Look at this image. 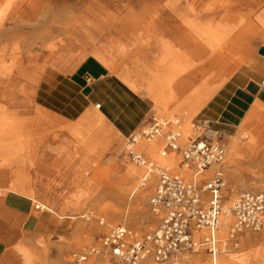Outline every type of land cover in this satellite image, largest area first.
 Wrapping results in <instances>:
<instances>
[{
	"label": "rangeland",
	"instance_id": "1",
	"mask_svg": "<svg viewBox=\"0 0 264 264\" xmlns=\"http://www.w3.org/2000/svg\"><path fill=\"white\" fill-rule=\"evenodd\" d=\"M23 1L24 5L31 4L30 7H26L27 13H21L19 17H17V14L6 16L0 24V49L6 46L5 54L2 58L0 57V59H4V66L0 65V107H7L10 112L20 113L25 117L26 126L32 123L35 115L39 126L35 152L43 156L46 151H44V146L47 145L46 143L52 137V134H56L58 137L55 145L60 148L59 143L61 137H63V130L53 128V126H56L57 121L51 116L47 114L41 116L40 112L33 111L26 102L29 94L27 96L17 94L14 91V86H23L30 93L29 87L39 77L43 66L46 64L44 61L46 57L44 45L50 41L64 40V35L68 31L75 30L72 25H76L77 21L83 17L89 18L93 15H100L120 22V20L128 17L147 14L155 7L163 10L169 0ZM240 2L250 7L252 4L263 5L264 0H242ZM145 36L149 41V46L155 44L158 51V60H167L166 46L172 43L168 38V31L164 27H160L145 31ZM54 38L57 40H53ZM16 43L19 46V52L16 55H11L10 50ZM176 43L174 41V44ZM120 59L122 64H128V68L141 72L149 82L152 80L155 94L167 100L165 106L171 105L174 97L170 100L168 96L172 92L165 90L171 82L165 76L152 77L156 73L152 74V65L147 64L144 50L133 45L128 46L124 48ZM21 70L23 73L18 75ZM141 91L145 90L141 89ZM176 100L174 99L175 102ZM20 102L22 103V110L18 109V103ZM189 106L194 111L200 108L195 103ZM155 113V117L160 120L177 118L179 120L178 131L180 137L177 140L179 150L167 151L166 155L162 157L160 153L165 145L164 136L172 127H165L162 135L151 141H146L141 136V132L136 135L143 140L141 142L143 143L142 147L137 148L135 145L136 150L148 162H152L154 168H164L171 174L178 175L185 181L190 182L198 181L202 176L215 169L212 166L209 171L197 176L198 178L189 179L187 175L191 173L190 167L187 169L181 168V151L198 132L194 126V121L198 119H195L194 114H185V111L172 114L168 110L164 114H161L158 110ZM93 118L96 127H99L104 137L110 141V148L107 145L99 144L97 148L101 150H98L95 154H90L89 157H81L85 153L84 149L80 146H74L69 149L68 154L71 157H53L54 164L53 162L51 164V157H34V154L29 152L26 155L28 157L26 162H23L22 157H20L18 161L10 165L0 166V175L8 176V182L15 186L18 192L25 191V196L29 199L8 194L13 192L8 186H5L3 190L0 187V190L3 191L0 196V205L4 202L6 206H14V208H18L21 215V221L7 216L2 218L0 215V227L3 230L4 240L7 241L6 243L11 242V246L16 245L15 259L20 264H70L72 254L82 253L92 246H97L101 236L107 234L113 227H127L136 239H141L157 228L161 215L153 213L150 206V198L157 185L155 173H150L154 174V182L146 197L142 198L139 193L132 192L133 185L138 184L143 189L149 184V179L146 181V185L141 186L139 183L144 169L136 167L130 162L128 158V140L123 139L117 143V139L109 132L103 122L94 115ZM3 129L4 127L0 126V155H5L12 149L7 141L2 140L6 136V130L4 129L3 132ZM185 135L188 137L185 138ZM242 136L245 137L246 135L243 134ZM145 145L147 146L146 150L143 148ZM149 146L155 148L154 156L160 157L164 162L166 161L163 166L155 165L150 157ZM132 149L135 150L134 147ZM171 157H173L172 162H167ZM245 158L228 157L226 154V161L222 165L224 173L232 164L244 166L242 160ZM246 164L247 176L243 181H239V184L243 186L241 191L231 193V190H233L231 184L225 178L223 179L226 183L222 189L224 206L229 205L230 201L232 202L240 194L259 192L253 189L264 186V183H259L260 181L264 182V177L253 168L255 166L250 165V162ZM17 171L21 173L20 177L19 174L18 176L15 175ZM36 172L41 174L35 175ZM60 174L64 177H58ZM234 180L238 183V179ZM15 197H17V201H14L16 200ZM36 205L39 209H35ZM223 230V226L220 225L217 238L221 252L215 257L216 264H220V262L226 264H234V262L236 264H242L243 262L245 264H264V261L257 257V253L264 250V244L258 240V242L254 241L250 244V246H253L252 250L245 253L246 248L241 241V234L236 236L237 247L228 254L222 253L224 248L222 242L228 239L227 227L224 235H222ZM246 231L257 235L262 231V228L256 232L248 229ZM226 244L229 246L230 242L227 241ZM189 259L195 261L194 257H189ZM204 259L206 261L208 259L204 264H208L211 260L210 257ZM103 261L104 264H109L108 259L104 258ZM89 263L94 264L95 258H90Z\"/></svg>",
	"mask_w": 264,
	"mask_h": 264
},
{
	"label": "crops",
	"instance_id": "2",
	"mask_svg": "<svg viewBox=\"0 0 264 264\" xmlns=\"http://www.w3.org/2000/svg\"><path fill=\"white\" fill-rule=\"evenodd\" d=\"M241 7V10L234 11V15L238 18L241 16L247 24L248 30L241 36V43L237 41L239 32L236 30L231 32L230 51L225 54L227 77L198 110H192L189 105L194 104L196 94H200L202 89L203 80L199 72L193 71L194 73L190 74V71L187 78L190 82L189 88L177 97L174 104L162 107L153 103L146 90L137 91L122 79L120 73L127 74L130 79L135 80L141 86H146L149 82L141 72H135L132 68H128L127 63L126 65L122 64L121 56L117 55V51L114 52L105 44L101 46L99 42L76 45L72 51L62 55L58 61L46 63L43 66L39 77L29 87L30 93L26 101L33 111L40 112L41 116L47 114L57 121L53 128L63 130V137L59 143L60 148L55 145L58 137L56 134H52L47 145L44 146L45 154L41 156L35 152L38 138L34 140L32 149L26 150L29 138L23 136L18 139L17 155L22 154V157H26L27 153L32 152L34 157H51V164L52 162L54 164L53 157H71L68 154L69 149L80 146L85 152L81 157H89L90 154L101 150L97 148V145H107L109 148L111 146L101 129L96 127L93 115L103 122L119 143L145 129L149 125L151 117L156 115L155 111L157 110L161 114L166 113L167 110L172 114L185 111V114H194L195 119H198L194 121L195 125L202 121L208 123L210 129L216 134L213 138L214 142L224 148L228 157H246L242 160L244 166L232 164L226 169V173L223 171L224 178L233 188L231 193L242 190L243 186L239 184V181H243L247 176L245 169L248 162L251 166H255L253 168L264 177V56L259 54V49L264 48V3L260 6L252 4L250 7L243 4ZM164 17L163 15L161 18ZM163 21L165 22V20ZM168 34L174 37H178L180 34L182 37L179 35V38L188 41L185 44L194 61L196 54L200 57L202 46L200 37L196 38L195 35H190L191 32L183 26L174 25L170 26ZM187 35L188 38L185 37ZM133 46L139 48L138 45ZM140 48L145 51L147 64H156L159 58L155 44ZM250 83L257 87L254 93L248 91ZM85 88L89 89L86 95L83 94ZM243 134L246 136L243 137ZM83 161L85 160L83 159ZM189 167L190 175L193 176L195 169L192 165ZM210 168L211 166L203 172L209 171ZM59 170L60 167L58 172ZM216 170L217 168L213 169L198 181L193 182L199 186L203 185L213 177ZM36 173L35 175L41 174ZM18 174L20 177L21 173L17 171L15 175L18 176ZM61 176L64 177L62 174L58 175L60 178ZM234 179H238V183ZM259 183L264 182L260 181ZM253 190L259 192L250 193H263L264 186ZM12 193L8 194L27 198L25 191H13ZM17 197H15L16 200H13L17 201ZM35 209H39L37 205ZM0 213H4L5 217L11 219L22 220L18 208L6 206L4 202L0 205ZM1 216L4 218L3 215ZM261 228L262 231L257 235L246 231V229L236 233V241V236L241 234V241L246 248L245 253L252 250L253 246L250 244L254 241L258 240L264 244V215ZM0 233V264H20L15 259L16 245L11 246V242H5L2 227H0ZM204 235L205 231L193 232V237L196 239H200ZM189 257H194L195 261H191ZM208 257L205 253L188 255L183 257V264H204L208 261L204 258ZM210 263L211 260L208 264Z\"/></svg>",
	"mask_w": 264,
	"mask_h": 264
},
{
	"label": "bare ground",
	"instance_id": "3",
	"mask_svg": "<svg viewBox=\"0 0 264 264\" xmlns=\"http://www.w3.org/2000/svg\"><path fill=\"white\" fill-rule=\"evenodd\" d=\"M240 1L239 0H210V1L209 0L207 1L195 0V1L190 2L189 0H169L167 4L165 3L166 5L163 8V10L155 7L154 10L151 9L152 11L148 12L147 14L128 17L126 19L120 20V22L115 21L114 19H110L108 17L105 18L100 15H93L92 17H89V18L83 17L79 19V21H77L76 25L73 26L71 24L72 28L74 27L75 30L72 32L68 31L67 34L64 35L65 36L64 40L59 39L58 41H50L44 45L45 46L44 48L46 51V57L44 61L47 64H50L51 62L58 61L59 59H61L62 55L73 50L76 47V45H83L87 43L95 44L96 42H99L101 46L104 44L107 45L114 52L117 51L116 53L118 56H122L124 48L128 46L138 45L139 48L140 47L145 48L147 46L150 47L149 41L145 36V31H151V30H154L160 27H164L168 31L170 29V26L172 27V25L183 26L186 28V30L191 32L190 35L192 36L195 35L196 38L200 37L201 44H202L200 57H198V54H196V58L194 61L192 54L189 53L188 46H186L185 44L187 40L179 38L180 34L178 35V37H174L173 35L169 34L168 38L172 41V43L166 46V50H165L166 53L164 52L165 54H167L168 59L162 60V61L157 60L156 64L152 65L151 72L152 74L156 73V75L152 77L160 78L161 76H165L167 80L171 82L170 85L166 86L165 90H167L168 92H172L168 96V98L172 100L173 97L174 99H177L179 95H181L183 92H185L189 88L190 82L187 79L189 77L188 73L190 71H191L190 74L191 73L193 74L194 72L196 73L199 72L203 80L202 82L203 85H202L200 94H196V101L194 103L198 107H201L210 98V96L213 94L216 88H218V86L227 77V73L225 71V68H226L225 67L226 66L225 65L226 64L225 54L230 51L231 32L233 30H236L237 32H239L237 41L241 43L242 42L241 36L244 35L246 31L248 30V26L244 22V20L241 18V16H239L238 18L234 15L235 14L234 11L241 10V6L243 5V2H240ZM30 6L31 4L24 5L23 0H0V24L4 21V18L6 16L17 14V17H19L21 13H27L26 7H30ZM109 14L111 15V13ZM163 15L165 17L161 18ZM163 20H165V22ZM185 37L188 38L189 36L187 35ZM55 39L56 38H54L53 40ZM174 41L177 43L174 44ZM5 49H6V46L1 47L0 49L1 58L6 52ZM10 52H11V55H16L19 52V46L17 45V43L13 45ZM235 59H236V56H235ZM0 61H1L0 65L3 67L4 59L3 60L0 59ZM227 64L230 65L229 63ZM22 73L23 72L21 70L19 71L18 75H21ZM120 75L122 79L126 81L133 89L137 91L141 89L146 90L149 96L152 98L153 103H155V105L164 107L165 103H167L166 102L167 100L164 97H161L155 94L153 90L154 84L152 80L148 82L146 86H141L135 80L130 79L127 74L120 73ZM14 87H15L14 91L19 95L21 94V95L27 96L29 94L26 91V88L23 86H14ZM174 99L173 101H171V105L175 103ZM21 105H22L21 102L18 103L19 110L23 109ZM0 118L2 119L0 121V126L4 127V129L6 130V133H5L6 136H4L2 140L7 141L9 145H11L12 147V149L7 154L0 155V166L10 165L13 162L18 161V158L22 157V154H20V156L17 155L18 139L22 138L23 136H26L27 138H29L27 142L26 150H28L29 148L32 149V144L34 140L37 138L39 126H38V122L36 120L35 115L32 120V123H30L29 126H26L27 123H26L25 117L22 116L20 113L18 114L16 111L10 112L9 109H7V107H0ZM4 129H3V132L5 131ZM187 137L188 136L185 135V138ZM142 141L143 140L139 136H136V142L133 145L135 151H137L135 145L137 146V148L142 147L143 145V143H141ZM146 147H147L146 145L143 146L145 150H146ZM154 151H155V148L153 146L151 147L149 146L150 157L155 163V165L163 166L166 163V161L164 162V160L161 159L160 157L154 156L153 154ZM166 153L167 152L164 153L162 149L160 155L164 157ZM225 157H226V154H225ZM225 157L221 163V166H220L221 169H222V165H224L226 161ZM27 158L28 157H22L21 159L23 162L24 161L26 162ZM172 160H173V157L169 158L167 162L171 163ZM212 166L217 168V166H214V165ZM188 167L189 165L181 166L182 169H187ZM157 170L158 169L155 168V170H153L152 172L155 173ZM222 175H223V170H222ZM143 176H144V173L140 176L139 183L141 182V179ZM150 176H153V177L150 178ZM187 177L189 179H194L195 176L194 175L191 176L190 174H188ZM196 178L198 177L196 176ZM148 179H149V184H147L146 188L142 189L140 186H138V184L133 185L132 192L139 193L142 198L146 197L147 193L149 192V188L151 187V185H153L154 174H148L146 176V181ZM223 179H224V176H223ZM8 181H9L8 176L0 175V187L2 188V190L4 189L5 186H8L10 189L17 192L16 187L13 186ZM225 184L226 183H224V187H225ZM2 190H0V196L3 193ZM231 203L232 202L230 201L229 205H225L224 213L219 217V226L220 225L223 226V229H224L222 231V235L226 233V230H225L226 227H227V232H228V227L233 221L232 216L227 212L229 207L231 206ZM0 215L5 216L4 213H0ZM129 231L131 232V230ZM132 237L133 236L131 232V236L128 238V241H131ZM227 241L229 242V237L228 239L222 242L224 245L222 253L224 254H228L231 250L237 247L236 246L235 248H231L227 246L226 244ZM257 257L258 259H261L264 261V250L258 252ZM104 258L108 259L107 256H100L98 259L95 260V263L104 264V261H103ZM89 261L90 259L87 260L83 264H91L89 263ZM108 263L110 264L109 259H108ZM220 264H226V263L220 262ZM234 264L236 263L234 262ZM242 264H245V262H243Z\"/></svg>",
	"mask_w": 264,
	"mask_h": 264
},
{
	"label": "built area",
	"instance_id": "4",
	"mask_svg": "<svg viewBox=\"0 0 264 264\" xmlns=\"http://www.w3.org/2000/svg\"><path fill=\"white\" fill-rule=\"evenodd\" d=\"M194 126L198 132L181 151L182 164L192 165L195 177L210 166H217L213 177L199 186L158 169L155 172L157 185L150 198L152 212L161 215L157 228L141 239L132 237L128 241L131 232L126 227H113L101 236L97 246L72 254L70 264H83L90 258L96 260L100 256H107L110 264H183V257L200 253L211 258L210 264H216L215 257L221 252L217 238L219 217L225 210L222 197L224 181L220 167L225 150L214 142L216 134L207 122L202 121ZM165 127L172 129L164 136L163 152L178 151L180 133L177 118L160 120L153 116L149 125L141 131V136L151 141L160 137ZM135 142L136 135L128 139V158L133 165L144 169L140 182L143 186L146 176L155 168L141 153L132 149ZM227 212L233 218L228 227L229 247L235 248L238 231H258L262 227L264 194L242 193L232 201ZM195 231H205V235L196 239L193 237Z\"/></svg>",
	"mask_w": 264,
	"mask_h": 264
},
{
	"label": "water",
	"instance_id": "5",
	"mask_svg": "<svg viewBox=\"0 0 264 264\" xmlns=\"http://www.w3.org/2000/svg\"><path fill=\"white\" fill-rule=\"evenodd\" d=\"M259 54L262 55V56H264V48H260L259 49ZM256 90H257V87L254 84L250 83L248 85V91H250L251 93H254ZM88 92H89V89L88 88H85L83 90V94L84 95L88 94Z\"/></svg>",
	"mask_w": 264,
	"mask_h": 264
}]
</instances>
